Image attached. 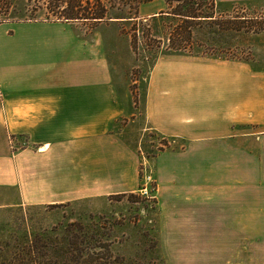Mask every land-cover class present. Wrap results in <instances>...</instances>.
Instances as JSON below:
<instances>
[{"label":"crops","instance_id":"1","mask_svg":"<svg viewBox=\"0 0 264 264\" xmlns=\"http://www.w3.org/2000/svg\"><path fill=\"white\" fill-rule=\"evenodd\" d=\"M163 7L140 8L153 15ZM163 71L150 73L144 120L167 143L184 144L148 160L161 218L215 231L252 230L257 219L264 229V68L205 58L176 85ZM110 82L101 31L65 20L0 21V208L95 205L138 190L141 143L115 129L125 107Z\"/></svg>","mask_w":264,"mask_h":264},{"label":"rangeland","instance_id":"2","mask_svg":"<svg viewBox=\"0 0 264 264\" xmlns=\"http://www.w3.org/2000/svg\"><path fill=\"white\" fill-rule=\"evenodd\" d=\"M50 1L54 2L0 0V18L55 20L47 13V7L52 6ZM101 1L108 8L107 18L96 22L65 21L104 34V48L113 75L112 94L125 107V115L115 129L122 132L121 137L129 144L141 143L139 188L136 192L110 196L95 205L76 200L57 205L0 208V263L70 264L88 257L87 252L92 250L101 252L99 245L107 243L119 264H264V229L257 219L252 230L215 231L196 229L197 225L178 216L174 221L161 218L154 196L156 182L148 160L160 148L180 149L184 140L167 143L147 127L143 116L145 89L153 68L161 66L174 85L181 82L184 69L196 74L198 64L205 58L237 59L249 62L253 68H264V20H259L264 18V6L217 5L214 1V15L219 18L243 15L255 20L240 26L227 21L218 26L201 21L192 27L193 37L185 48L172 49L167 36L178 18L164 12L167 10L164 0L165 7L153 15H146L140 7L155 6L156 0L140 3L136 18L129 17V8L120 0ZM61 4H65L64 0ZM98 22L102 24L99 29ZM253 171L254 174L261 171L256 162ZM145 174L151 175L147 183ZM144 186L146 194L142 192Z\"/></svg>","mask_w":264,"mask_h":264},{"label":"trees","instance_id":"3","mask_svg":"<svg viewBox=\"0 0 264 264\" xmlns=\"http://www.w3.org/2000/svg\"><path fill=\"white\" fill-rule=\"evenodd\" d=\"M129 8V14L136 18L138 17V7L142 2L148 0H120ZM167 5V14L177 17L178 21L172 25L171 30L168 32V46L172 49L185 48L193 37L192 27L200 24L201 21H209L212 25L218 26L220 23L227 21V23L247 24L252 22L255 18L248 16H235L234 18L224 19L214 15L215 0H164ZM50 6L47 7V13L52 16L51 19L55 20H92L100 21L107 18L106 14L108 8L101 0H64V5L61 0H54ZM109 4H112L109 3ZM51 11V12H50ZM50 19V17H48ZM4 20L0 18V21ZM259 20H264L260 17ZM238 26V25H237ZM261 28V27H260ZM136 34H131V47L133 51L136 49L135 42ZM133 39V40H132ZM162 149V148H160ZM101 252L91 251L87 252L88 257L73 260L75 263L70 264H119V260L114 256L107 243L99 245ZM90 253V254H89ZM96 253V254H93ZM101 253L103 255H98ZM96 256V257H95ZM104 257V258H103ZM64 264H68L63 261ZM0 264H8L3 262Z\"/></svg>","mask_w":264,"mask_h":264},{"label":"built area","instance_id":"4","mask_svg":"<svg viewBox=\"0 0 264 264\" xmlns=\"http://www.w3.org/2000/svg\"><path fill=\"white\" fill-rule=\"evenodd\" d=\"M150 177H151L150 174H145V180H146L145 183H147V181L150 179ZM142 192H143L144 194L147 193V187H146V186H144V187L142 188Z\"/></svg>","mask_w":264,"mask_h":264}]
</instances>
